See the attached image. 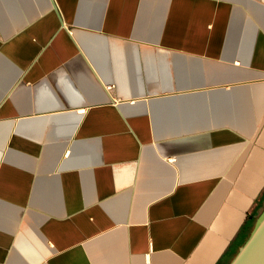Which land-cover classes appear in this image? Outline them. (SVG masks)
<instances>
[{
	"label": "crops",
	"instance_id": "obj_1",
	"mask_svg": "<svg viewBox=\"0 0 264 264\" xmlns=\"http://www.w3.org/2000/svg\"><path fill=\"white\" fill-rule=\"evenodd\" d=\"M2 9L0 264H231L264 213V0Z\"/></svg>",
	"mask_w": 264,
	"mask_h": 264
},
{
	"label": "rangeland",
	"instance_id": "obj_2",
	"mask_svg": "<svg viewBox=\"0 0 264 264\" xmlns=\"http://www.w3.org/2000/svg\"><path fill=\"white\" fill-rule=\"evenodd\" d=\"M4 1L5 0H1L0 2L2 3ZM8 5H12V3L10 2ZM4 12H5V14H4ZM6 12H7L6 9L5 10H3V9L0 10V19L2 17H6V16L8 17V14H6ZM140 49H141L140 50V57L144 59L145 56H146L144 54H148V53L153 52L154 54L157 55L158 54L157 52L159 50V47L157 45H154L153 44V45H150V47H146V50H143L144 48L142 49L141 47H140ZM90 55L93 56V57H95L96 59H101L102 56H103V53L97 55L96 52H90ZM105 56H106L105 58H107V59L108 58L113 59L112 56L111 55L109 56L107 52H106V55ZM130 56L133 57V53H131ZM136 68H137V66H134L133 64L130 65L127 68V73H129V82H130V86L132 88L141 89V86H144L145 89L151 88L153 91L154 90L161 89V86H162L163 82L159 78H162V75H164V74H162L164 65H161V64L160 65L159 64H156L155 65V70H157V76H156L157 77V81L156 82H153L151 84H149L147 82V80H146L147 75L145 73V66H142L140 68L141 73L144 72V74L142 73V79L141 80L139 79L138 74L136 73V70H137ZM103 70L104 71L106 70V72L108 73L109 70H110V68H107V69L105 68ZM138 79H139V81H138ZM135 86H137V87H135ZM113 90L115 91L114 88H113Z\"/></svg>",
	"mask_w": 264,
	"mask_h": 264
},
{
	"label": "water",
	"instance_id": "obj_3",
	"mask_svg": "<svg viewBox=\"0 0 264 264\" xmlns=\"http://www.w3.org/2000/svg\"><path fill=\"white\" fill-rule=\"evenodd\" d=\"M231 264H264V213Z\"/></svg>",
	"mask_w": 264,
	"mask_h": 264
}]
</instances>
